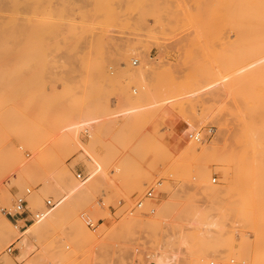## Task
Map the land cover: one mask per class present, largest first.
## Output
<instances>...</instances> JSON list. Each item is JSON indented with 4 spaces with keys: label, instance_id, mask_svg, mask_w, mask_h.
I'll return each instance as SVG.
<instances>
[{
    "label": "rangeland",
    "instance_id": "obj_1",
    "mask_svg": "<svg viewBox=\"0 0 264 264\" xmlns=\"http://www.w3.org/2000/svg\"><path fill=\"white\" fill-rule=\"evenodd\" d=\"M263 6L264 0H3L0 37L12 34L0 38V200L6 209H0V228L11 221L18 228L16 237L23 233V222L7 216L19 196H26L32 213L45 209L48 199L55 208L61 203L62 193L56 198L41 188L42 178L58 173L63 163L76 182L78 173L87 178L85 163L76 162L88 156L84 149L77 145L69 155L56 144L66 125L127 109L134 114L129 122L81 130V142L100 161L88 148L93 132L105 172L123 183L122 191L132 181L150 179L143 194L124 200L113 191H92L90 212L52 223L39 241L29 236L34 245L30 258L43 244L50 259L37 264H147L151 255L172 250L181 252V264H249L254 258L264 264V194L252 219L245 216L240 195L235 202L226 193L214 203L204 199L197 194L193 170L209 159L183 149L176 136L195 122L193 141L220 147L228 188L264 192V137L256 148L249 147L246 132L250 125L264 128V73L236 76L264 58L263 28L256 27L257 20L247 26L241 22L244 15H260ZM132 50L138 56L132 57ZM128 63L145 70L131 76ZM251 92L255 96L248 100ZM38 145L45 146L42 168L31 180L21 177L17 166L33 158ZM216 171L208 183L224 186L221 170ZM196 207L218 223L203 241L197 233L206 227L191 225ZM185 234L194 250L188 260ZM10 245L5 253L21 264L20 250L8 253ZM2 256L0 264H5Z\"/></svg>",
    "mask_w": 264,
    "mask_h": 264
},
{
    "label": "bare ground",
    "instance_id": "obj_2",
    "mask_svg": "<svg viewBox=\"0 0 264 264\" xmlns=\"http://www.w3.org/2000/svg\"><path fill=\"white\" fill-rule=\"evenodd\" d=\"M2 2H3V0H0V5H1ZM260 5H262V4L260 3ZM260 5H259V7H260ZM257 8L258 7H256V9ZM263 8H264V6H263ZM263 12H264V10H263ZM263 12H258L257 11V13H260V15L259 14H257V15L255 14V16L251 12V14L253 15L252 17H249L250 15L244 17L245 16L244 15L243 16V20L241 21L242 22V25L247 26V25H245L247 23V21H250L248 23L251 24V23H253L252 20H257L256 27L260 26L261 29L263 28V30H264V15H263L264 13ZM235 16H237V15H235ZM243 21H245V23H243ZM253 24H255V23H253ZM235 26H236V24H235ZM7 34L8 33L5 32V36H7V38H8L9 35L12 34V33H9V35H7ZM1 35L4 36L3 34H1ZM2 36L0 37L1 39H2ZM13 36H16V32H15V34H13ZM13 36H12V38H13ZM9 40L15 41L14 39H8V40L5 39L4 42L9 41ZM2 41H1V44H2ZM134 51L135 50H132V52H131L132 57H133V55H135V52ZM135 56H138V54L135 55ZM127 57H129V56H127ZM126 59L124 60L125 63H127L126 62ZM133 62L135 63L134 60H133ZM255 66H256L255 68L253 67L252 69L241 71V74H239V75L237 74L236 76H240V77H242V76L243 77H251V76H253V74H257V75L263 74L264 73V58L258 60ZM134 68L131 66V64H129L127 66V68H126L127 73H129L131 76L135 74L134 77H137L136 74H138L139 72L142 73L143 72V69H144L142 65H140V67H138L136 69H134ZM235 74H236V72H235ZM131 76H129V78ZM143 76H144V74L141 75V77H143ZM233 76H235V75H233ZM102 77H104V75ZM114 78H115V76H114ZM107 79H108V77H107ZM233 85L235 86L236 84L233 83ZM233 85H232V87L235 88ZM249 95H247V98L249 97L250 99H251V95L252 96H255L254 94H252V92ZM249 98H248V100H249ZM252 99H253V97H252ZM255 99H257V98L255 97ZM165 101H167V100H165ZM254 101H256L258 103L259 100L258 101L257 100H254ZM254 101H252V102H254ZM249 102H251V100ZM256 102H254V103H256ZM121 103H123V101H121ZM168 103H169V101H168ZM254 103H253V105H254ZM117 104L119 105V103H117ZM154 104H152V105H154ZM120 105L123 106L122 104H120ZM258 105H259V103H258ZM252 106H251V108H253ZM123 107L125 108V106H123ZM123 107H122V109H123ZM141 107H142V105H141ZM143 107L145 108V105ZM257 108H259V107H256L254 105V110L255 109L257 110ZM91 109H93V108L91 107ZM89 110H90V108H89ZM89 110H87V111L89 112ZM94 110H97V109L94 108ZM87 111H84V112L86 113ZM91 111L89 113L88 112L87 113L90 114ZM108 112H110V111H108ZM87 113H86V115H88ZM94 113H95V111H94ZM105 113H107V110L104 111L103 113H101V115H99L100 113H97L99 116H96V117L94 116V118H92L90 120H85V119L83 120L82 119V121H80L78 123H76V122L73 123L72 122L73 124L66 125L64 127V130H63V132H61V135L58 138L59 140H58V142L56 144L60 148L59 150H62L63 149V151L64 150L67 151V154L69 152V155L75 151V148H76L77 145L81 146L84 149V152L88 156L87 157H85V156L79 157L76 160V162H83V163H85V165L87 166L86 169L88 171L87 178L84 179V180H79L78 179L79 181L76 182L75 179H74V177H73V175L71 174L70 170H67L66 169L65 163H63L62 165H60V168H58L59 169L58 170V173H54V172L51 173L52 172L51 171L50 172L51 174L48 177L46 176V177L42 178L43 186H42L41 189L47 195H49V196L52 195L54 197L57 196L56 193H60V194L62 193L63 199L61 200V203H59L56 208L53 207L51 210H49L48 214L55 208L54 211H53V213H51V216L48 217V218L46 217V216H48V214H47V215H45L46 218L43 217L42 219H37L35 222H32L31 224H27V225L23 222L22 219H20L18 222H21V223L23 222V224H21V225H23L25 227L24 228L22 227L23 228V231H22L23 233L18 238L16 237L17 236L16 233H18L16 231H17L18 228L16 227L17 229H15V226H14V229L16 230L15 231L12 228L13 226H11L12 224H11V221L10 220L9 221H10V224L11 225L8 224V222H6L5 224H7V225H5L4 228H0V254H3L2 260H3V262L5 264H18V263H15L13 261V259L10 256L7 255V253H5V250H4L5 246H7V244H10V243L11 244L14 243L13 245L14 246L16 245V248L20 250V252H21L20 254L21 255L19 256V260H20L21 264H37L39 262H44V261L45 262H48L50 258L48 259V261H46V260L48 258L47 256H49L48 255V251L49 250H47V247L45 245H43V244H41V252L39 254L37 253L38 254L37 256L36 255L33 256L34 258L33 257L30 258V255L32 254V251L34 249V245L30 241L29 236L32 237V239H36L37 241H39V239L40 240L41 239H44L47 236V233L50 232V228H51L52 223H55V222H57L60 219H62L64 221V223H67L72 218H75V219L78 220V219H80V213L81 212H85V211H89L90 212V208L88 206V204H89V200L88 199L91 197V192L92 191H97V190L113 191L114 193L119 194V196L117 195L118 197L122 196L124 198V200L125 199L126 200H136L139 196H141L143 194L144 189H145L144 188V184H145V182H149L150 179L140 178V179H137L135 181H132L133 183L132 184L130 183L131 185H128L129 188L126 189V191H122V188L124 186L121 187V185H123V183L121 181H120L121 182L120 183L116 179L112 178L113 176L110 177L105 172V168L107 166V163L100 158V156L98 155V153L96 151L97 140L93 136V132H92V136L90 138V141L88 142V148L100 159V161L97 160V158L95 156H93L90 153V151L83 146V144L81 142V133H80L81 130H84V133H89V131H91V130L92 131L93 130L95 131V129L98 126L99 127L100 126H103L106 123H107V125H109L110 122L112 124L113 123L114 124H119V122L122 124L121 121H123V122L125 121V123L126 122H129V120H128L129 117L134 116V114L131 111L129 112L127 109L126 110L118 111L115 114L112 113L113 115L110 114L112 117L109 116V115H105ZM253 113H254V111H253ZM84 116H85V114H84ZM89 116H91V115H89ZM92 117H93V114H92ZM108 117H110V118H108ZM84 118H87L88 119L89 117L88 116H85ZM131 119L132 118H130V120ZM123 125H124V123H123ZM186 125H187V123H186ZM195 127H196V123L194 122L193 124H190L188 127L181 129L180 132L177 133L176 136L180 140L179 145H182V147L185 146L183 149H185L186 151H189L191 154H194L196 156H199V157H201L203 159H209V160H206L205 163H203V161H202V163L199 164L193 170L194 171L193 172L194 175H196V177L198 179V181H197L198 183H196V185H195L196 188H197V194L199 195L200 193H202L203 194V198L204 199L205 198L206 199H210L211 200V203L213 202V199L214 198H216V197L219 198L221 193H226L225 195L226 196L227 195L229 196V199H230L231 202H235L236 197L238 195H240V196H238L239 199H238V197H237V199L240 200L241 202L245 203L246 204V207H247V210H245L244 214H245V216L247 218L252 219L257 214V210H256L257 208H256V206L259 204V201L261 199V195H263L264 192L262 190H260V189L257 190L256 188L255 189L252 188V189H250L248 191H246V190L239 191L238 188H233V187L232 188L231 187L228 188V186H227L228 185V181H227L226 175L228 176L229 173H227V174L225 173L226 170H228L227 169L228 166H227L226 163H224L221 160L220 147L217 146L216 144L212 143V142L209 144L205 140L204 141H200L199 143L193 141L192 132H193V129ZM246 130H247L246 132L248 134V141H247V145L248 146L250 144V146H254L255 147L256 144H258V143H260V142L263 141L264 128H262L261 126L250 125ZM177 142H178V140H177ZM180 143H182V144H180ZM258 146H260V145H258ZM44 148H45L44 145L43 146L38 145L36 148L33 149V154H34L33 158H30L29 160H24L23 159V160H21L20 163L18 162L19 165L17 166L16 170L20 174L21 177H25L26 179L30 178V180H31L32 179V176L34 177V175L38 172L37 171V168H39V169L42 168V159H41L40 156L43 154L42 152L44 151ZM253 150H255V149L253 148ZM46 160H48V159H46ZM55 166H56V164H55ZM231 166H232L233 169H234V167H236V166H234V164H232ZM232 168L230 167V169H232ZM213 169H215V171L216 170H221V178L220 179H222V183L225 184L224 186H222V185L213 186V185H211V184L208 183V175L212 172ZM33 171H35V172L33 173ZM196 177H195V179H196ZM34 179L35 178H33V180ZM49 179H52L53 182H51ZM36 180H37V178H36ZM128 181H129V179H128ZM34 182H36V181H34ZM225 186H227V187H225ZM124 190H125V188H124ZM2 191H4V190H2ZM35 195H34V197H35ZM36 197H38V196H36ZM56 198H58V196ZM117 199H119V198H117ZM39 200L40 201H39V204L38 205H41L42 206V202H41L40 197H39ZM185 202H186V200H185ZM200 206H201V204H200ZM196 208L197 209L192 214L193 216H191L192 219H193V220L191 219V221H192L191 222L192 223L191 225H194L193 223H197L198 226H200V224H202L201 226H203V228H204V226L206 227L203 230L201 228L198 233L196 232L197 235H198V237L201 239L200 241H203L202 239L206 240L205 238H208L209 236H212V234H211V230H212L211 227H214V226L217 227L218 226V223L215 220H212V221L207 220V217H206L207 215L204 212H202V209L203 208L201 210L199 209L200 207H196ZM0 209L4 210L6 212V209L3 208L2 206L0 207ZM45 210H46V207H45ZM180 214H181V212H180ZM186 214H188V213H186ZM177 217H178V215H177ZM77 223H79V222H77ZM254 226L256 227V225H254ZM255 227H254V229H255ZM198 229H199V227H198ZM14 236L16 237V239L14 238ZM181 239L183 241L182 243H183V245L185 247L184 249L186 250V254L187 255L189 253L191 254L194 251L191 248V246H189L191 244L190 243L191 241L189 242L190 244H188V240L189 239H187L186 234L183 235V238H181ZM244 246L245 245L242 243L243 250H245L247 248V247L245 248ZM8 248H7V252H8ZM184 249H182V250H184ZM8 253H10V252H8ZM161 253L162 252H159L158 254H156V253L154 254L153 253L154 254L153 257L151 255V260H150V262L147 261L148 262L147 264H181L182 261H183V260L180 259L182 255L179 257V255H180L179 253H181L180 251L179 252L178 251L177 252H174L172 250V252L171 251L170 252L167 251V252H163L162 254ZM190 254L184 260H188L189 259V256L193 255V254H191V255ZM50 263L51 262H49L48 264H50ZM219 264H230V263L225 260L224 262H221ZM249 264H260V262L258 261V259L254 258V259H252V261Z\"/></svg>",
    "mask_w": 264,
    "mask_h": 264
},
{
    "label": "built area",
    "instance_id": "obj_3",
    "mask_svg": "<svg viewBox=\"0 0 264 264\" xmlns=\"http://www.w3.org/2000/svg\"><path fill=\"white\" fill-rule=\"evenodd\" d=\"M136 63L137 61L134 64ZM199 137H200V134L198 133L196 138L199 139ZM76 178L79 180H83L84 176L82 173H78L76 175ZM27 192L30 193L29 190ZM153 194H154V191L150 190L147 193V196L149 198H152ZM55 205H56V202H54L53 199H48L45 203L46 210L44 209L42 211H37L35 213H32L29 210V207H28L29 202L26 196L22 195L16 198L12 210L7 211V216L16 224L18 223L19 219H22L23 222L27 225L29 223L36 221L37 219H42L43 217H45V215L48 214L49 210L55 207ZM142 206H143V202H139L138 207H142ZM0 207H1V200H0ZM84 220L86 221L88 226L92 225V220L89 217H85ZM16 251H18V249L13 244L9 246L8 252L15 253Z\"/></svg>",
    "mask_w": 264,
    "mask_h": 264
}]
</instances>
